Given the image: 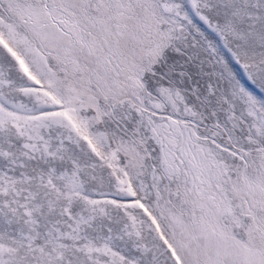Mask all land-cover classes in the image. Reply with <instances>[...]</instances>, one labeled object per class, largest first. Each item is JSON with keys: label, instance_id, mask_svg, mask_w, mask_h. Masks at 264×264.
Here are the masks:
<instances>
[{"label": "snow or ice", "instance_id": "1", "mask_svg": "<svg viewBox=\"0 0 264 264\" xmlns=\"http://www.w3.org/2000/svg\"><path fill=\"white\" fill-rule=\"evenodd\" d=\"M0 264H264V0H0Z\"/></svg>", "mask_w": 264, "mask_h": 264}]
</instances>
